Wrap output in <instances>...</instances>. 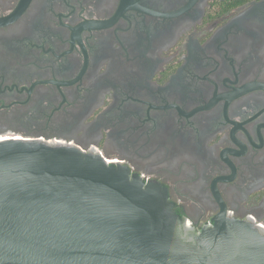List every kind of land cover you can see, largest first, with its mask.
Instances as JSON below:
<instances>
[{"label": "flooded vegetation", "instance_id": "1", "mask_svg": "<svg viewBox=\"0 0 264 264\" xmlns=\"http://www.w3.org/2000/svg\"><path fill=\"white\" fill-rule=\"evenodd\" d=\"M20 135L160 185L192 233L264 226V0H0V139Z\"/></svg>", "mask_w": 264, "mask_h": 264}, {"label": "water", "instance_id": "2", "mask_svg": "<svg viewBox=\"0 0 264 264\" xmlns=\"http://www.w3.org/2000/svg\"><path fill=\"white\" fill-rule=\"evenodd\" d=\"M0 264H264V230L222 213L192 233L160 185L20 136L0 141Z\"/></svg>", "mask_w": 264, "mask_h": 264}, {"label": "bare ground", "instance_id": "3", "mask_svg": "<svg viewBox=\"0 0 264 264\" xmlns=\"http://www.w3.org/2000/svg\"><path fill=\"white\" fill-rule=\"evenodd\" d=\"M20 136H17V137H8V138H1L0 141H3V140H7V139H10V138H19Z\"/></svg>", "mask_w": 264, "mask_h": 264}, {"label": "built area", "instance_id": "4", "mask_svg": "<svg viewBox=\"0 0 264 264\" xmlns=\"http://www.w3.org/2000/svg\"><path fill=\"white\" fill-rule=\"evenodd\" d=\"M257 225L264 230V226L262 224H257Z\"/></svg>", "mask_w": 264, "mask_h": 264}, {"label": "rangeland", "instance_id": "5", "mask_svg": "<svg viewBox=\"0 0 264 264\" xmlns=\"http://www.w3.org/2000/svg\"><path fill=\"white\" fill-rule=\"evenodd\" d=\"M21 136V135H20ZM29 137H32V136H29Z\"/></svg>", "mask_w": 264, "mask_h": 264}]
</instances>
